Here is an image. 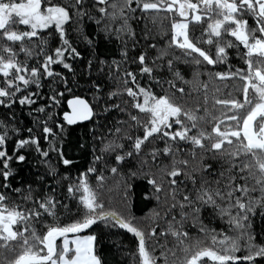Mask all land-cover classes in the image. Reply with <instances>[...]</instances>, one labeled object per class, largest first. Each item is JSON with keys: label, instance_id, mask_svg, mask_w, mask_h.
<instances>
[{"label": "snow or ice", "instance_id": "1", "mask_svg": "<svg viewBox=\"0 0 264 264\" xmlns=\"http://www.w3.org/2000/svg\"><path fill=\"white\" fill-rule=\"evenodd\" d=\"M146 14L151 16L153 24L159 22L161 28L163 20L170 21V34L159 33L161 37L169 36L167 47L159 49L150 61L151 66L146 62V51L130 58L127 51L128 41L133 49L140 43L131 22L145 19ZM249 19L253 26L249 25ZM86 20H94L98 26L103 22L109 35L112 33L106 21L121 22L115 34L118 39L127 38L122 56L129 66L121 73L120 64L113 63L125 87L105 94L102 85L94 83L95 105L76 98L70 102L73 114L64 116L69 125L95 116L103 129L102 132L93 129L94 140L99 139V150L93 147L91 165L74 180L60 175L55 181L59 184L60 180H67L68 197L78 200L77 215L68 223L60 222L58 210L70 211L69 205L50 194L56 188L45 185L50 191L37 196L34 193L38 189L32 185L27 189L12 187L13 173L7 161L13 157L7 151V144L10 133L19 137V129L11 123L15 120L14 113L0 120V161H4L0 171V249L16 253L12 259L5 255L3 264H108L97 251L98 237L79 235L94 225L118 227L135 237L138 264H207L205 258L213 264H241V261L264 264V244H257L252 232L257 208L264 219V0H0V107L12 110L18 103L27 104L31 110L41 97L42 80L46 78L59 77L67 88V78L54 71L53 65L74 72L68 61L83 57L71 39L72 31L89 46L94 44L83 33ZM193 23H206L200 37L190 38L189 25ZM17 25L25 26L24 30H19ZM225 36L234 37L247 50L246 69L233 71L230 64L228 71L216 69L218 63H227V49L236 46L231 40H223ZM53 39L58 46L49 54L46 49ZM141 39L147 48H157L155 42H149L156 37L147 25ZM201 43L214 47L215 51L202 48ZM169 49L180 50L181 55L165 59ZM20 53L25 55L24 60L18 59ZM33 57L36 64L30 66L28 60ZM129 62L139 66L138 72L130 68ZM178 62L195 65V79L204 74L202 68L207 69L210 80L238 77L243 99L231 93L230 99L214 98L213 106H221L216 115L206 106L205 92L204 113L197 115L199 109H187L174 99L177 93L185 94L177 81L189 83L181 74ZM87 66L91 73L92 60ZM97 68L100 73L105 72V61L100 60ZM154 69L164 75L154 76ZM145 74L151 81L147 87L141 86L137 78ZM202 87L207 90L208 85L202 82ZM155 88L160 92L154 91ZM62 95L63 92L51 89L48 107L54 109ZM124 96L130 99L121 102ZM35 111L45 113V107L38 106ZM101 119L105 123H99ZM49 121H53L51 113L42 120L44 139L48 136L58 139L64 126L56 124L60 130L56 132ZM27 131L32 133L33 129ZM48 144L65 167L75 163L65 157L62 145L57 147L54 141ZM26 145H35L43 157L49 155L40 149L39 140L31 137L19 138L15 151ZM197 150L201 155L199 180L193 175L197 170H189L188 159L178 158L187 152L195 159ZM206 154L220 159L226 167L216 173L211 164L203 165ZM16 159L23 162L26 157L20 154ZM165 159L169 163H164ZM49 171L57 177L55 168L50 167ZM106 173L116 181L115 188L109 187ZM89 174L96 181L95 187L89 182ZM132 178H143L151 186V194L145 199L156 200L163 209V216L159 211L154 212L153 222L144 226L136 223L135 216L113 210L104 199L105 191H115L127 207L132 196L129 182ZM187 181L191 182L190 189ZM209 210L211 218L223 221L227 232L233 235L217 232L204 223V214ZM45 217H51L53 222L45 224ZM160 220L166 227L157 233ZM36 224H42L46 231L38 233ZM189 224L201 235L193 237ZM58 239H62V244L57 245ZM242 241L245 254L241 257L236 253L242 250Z\"/></svg>", "mask_w": 264, "mask_h": 264}, {"label": "trees", "instance_id": "2", "mask_svg": "<svg viewBox=\"0 0 264 264\" xmlns=\"http://www.w3.org/2000/svg\"><path fill=\"white\" fill-rule=\"evenodd\" d=\"M56 2V0H53ZM66 2V0H65ZM196 2V0H193ZM164 14L161 13V16ZM171 16V14H169ZM177 19H180L176 16ZM109 25V32L111 35L106 34L104 30V23L101 25H97L95 21H85L83 23V33L89 36L94 44L89 46L86 40H84L76 31H72L71 39L74 45L77 47V50L81 53L83 59H74L70 60L73 65L74 72H69L64 69L62 65H54V71L59 72L62 77H66L68 81V86L65 88L64 84L61 83L60 78L57 77L55 80L53 78H46L42 80V89H41V97L37 100V103L31 106V110L29 106L26 104L24 106H20L18 103L13 105L12 110H9L4 107H0V120L5 119L6 116L10 117L12 113L15 114V120H12L11 123L17 129H19V137L9 134L10 138L7 144V151L9 155L13 157L11 161H7L9 164V168L11 169L13 175L10 177V183L12 187H20L22 189H27L29 185H32L34 189H38L34 195H39L40 192L50 191L45 185H51L53 188H56L55 193H50L55 195L57 198L62 200L64 203L69 205L70 211H60L58 210V215L60 217L61 223L71 222V219L74 215H77L76 208L78 206V200L70 199L67 194L66 185L68 183L67 180H60L59 184H56V179L60 175H67L73 180L75 177L81 173H83L90 165L93 159V147L99 150V139L94 140L93 129H97L102 132L103 129L99 128V124L97 123V118L94 116L90 123H86L83 125H77L70 127L63 119V114L67 110V103L70 99L81 97L86 99L90 104L95 105V93L93 89L94 83H99L102 85V90L105 94L111 91L123 90L125 87L123 83L117 77L115 72L116 64L121 66V73L126 65L124 63L125 57L122 56V52L125 50L124 40L127 39L123 37L122 39H118L116 36V30L120 28L121 22L117 21H106ZM145 25L147 28L151 30L152 34L156 37L154 41L157 44L156 49L147 48L146 42L141 39L142 33L145 29ZM249 25L253 26V21L249 19ZM132 28L137 33V38L140 39V43L133 49L131 45V41H128L127 51L128 57L137 56L141 51L147 52L146 62H149V66H151L150 61L153 59L159 52L160 48L167 47V41L169 39L168 35L160 36L159 33L161 31L170 34V21L168 19L163 20V28H161L160 23L157 24L152 23L151 16L146 14V18L143 20H134L131 22ZM206 27V23L202 24H190L189 25V35L190 38L200 37L203 29ZM19 30H24L22 27L17 25ZM48 31H51L48 30ZM259 35V33H257ZM206 39V37H205ZM223 40H231L233 41V48L227 49L228 52V60L227 63H218L215 67L219 71H228V65H232V70L235 69H246L247 65L245 64V53L246 49L243 48V45H240L238 41L235 40L234 37L225 36L222 37ZM58 46V43L55 39L49 42V46L46 51L49 54H53V50ZM200 46L205 48L206 50H210L212 52L215 51L214 47L207 46L206 44L201 43ZM18 50V49H17ZM181 51L177 49H169V55L165 57V59H169L172 56H180ZM18 59L24 60L25 55L20 53ZM43 59V57H40ZM254 60L258 59L257 57H253ZM92 60L93 68L91 73L88 70V61ZM100 60L105 61V72L100 73L98 71V62ZM30 66L36 64V58L28 60ZM130 63V62H129ZM178 67L183 75L184 79L189 81V83H182L181 81H177L178 87H183L185 89V94L181 95L179 93L176 94L174 99L177 103L181 104L187 109L196 110L197 115H203L204 106H205V92H207V107L214 114L219 115V109L221 106L214 105V98L220 99H230L229 93L232 96H235L239 99H243L242 93L240 89L242 88V82L239 81L238 77L227 78L221 81L219 78L209 79L207 75V69H203V75L199 77V79H195V65L185 64L183 62H178ZM211 68L212 66H208ZM130 68L136 72L139 70V66L137 64H131ZM111 69V70H110ZM154 76H163L164 73H161L154 69ZM138 81L141 86H149L151 81L149 80L147 74L144 76L138 75ZM202 82L208 85L207 90L202 87ZM135 89L134 85H128ZM34 88V86H33ZM55 89L58 92H63L62 96L58 97L59 103L55 106V108L48 107L51 103L47 99L50 94V90ZM218 89V91H217ZM154 91L160 92L159 88H155ZM249 95L252 96V90L249 89ZM124 99H130L124 96L121 99L123 102ZM38 106L45 107V113H39L35 111ZM95 110V108H94ZM53 114V121H49V125L53 127L54 131L60 132L59 128L55 127L56 124H62L64 126V131L60 133V137L55 139L52 136H48V139H44V134L42 132V120L46 117V114ZM228 115H231L229 112ZM227 122V121H226ZM99 123H105L103 119L100 120ZM233 123V122H228ZM205 127H209L205 125ZM28 128H32V133L27 131ZM195 131V130H193ZM191 134V133H190ZM36 138L39 140L40 149L42 151H48V157H43L36 150L35 145H26L21 148L19 152L15 151V145L19 138L29 139ZM48 141H54L57 147L62 145L61 150L64 152L65 157L72 159L75 163L69 167H65L62 162L58 159V155L56 152L49 150ZM187 147H191L188 145ZM23 154L26 159L23 162H18L16 156ZM178 158L188 159L189 161V170L196 169L197 171L193 172V175L199 180L200 175L202 173L199 171L201 167V155L199 150H197V155L195 159L187 152H182L181 156ZM4 161H0V171L3 170ZM164 163H169L167 159L164 160ZM203 165H212V169L219 173L223 170V162L220 159H212L210 158V154H206L202 161ZM180 166V165H178ZM55 168L57 170V177H53L50 174L49 168ZM108 177V185L111 188H115L116 181L112 180L110 174H105ZM38 177H42L43 179H38ZM178 180L180 177L177 178ZM209 179H214V177H209ZM89 182L96 186V181L91 178V174H89ZM131 184V192L132 196L130 202L127 207L122 204L119 200L118 194L115 191H105L104 199L106 203H110L111 208L113 210H117L118 212H123L125 215L135 216L136 223L141 224L142 226L152 223L153 213L159 211L161 216H163V209L160 205L157 204V201L154 199H145L146 195L151 194V186L146 183L143 178H132L130 181ZM189 189L191 188V182H186ZM210 210L208 213L204 214V223L207 224L210 228H215L217 232L225 231L228 235H233V233L227 232V226L223 223V221L219 219H212L210 216ZM177 219L179 217L177 216ZM211 219V223L209 220ZM52 218L45 217L44 223L51 224ZM160 227L157 228V233L161 231V228L166 227L163 220L159 221ZM37 232L46 231L42 224L35 225ZM188 230L190 231L193 237H197L201 235L198 232L197 228L191 227L188 225ZM252 232L255 234V242L257 244H264V219L260 216V208L256 209V216L253 219ZM89 234H94L98 237V247L97 251L108 261V264H138V252H137V240L131 234L125 232L118 227H104L103 225H94L92 228L85 230L80 233L81 236H86ZM71 236V234L69 235ZM222 237H218L220 239ZM163 239V238H161ZM169 246L172 244V238H168ZM62 243V239L58 241V245ZM151 244V241H148ZM210 245V241L207 242ZM243 241L242 250L236 253L237 256H243L245 254L243 250ZM216 247H219L217 245ZM159 249L156 250V254L159 255ZM19 249H17V253ZM5 255L9 259H12L16 253H6L5 250L0 249V264H3V260ZM178 255H182L178 253ZM207 264H213L212 261L207 260ZM241 264H244L241 261Z\"/></svg>", "mask_w": 264, "mask_h": 264}, {"label": "water", "instance_id": "3", "mask_svg": "<svg viewBox=\"0 0 264 264\" xmlns=\"http://www.w3.org/2000/svg\"><path fill=\"white\" fill-rule=\"evenodd\" d=\"M76 98H80V97H76ZM76 98H73V99H70L69 101H68V103H67V112L66 113H64L63 114V119H64V116L65 115H72L73 114V107H72V105H71V101H73V100H75ZM80 99H84V98H80ZM84 100H86V99H84ZM87 101V100H86ZM88 102V101H87ZM89 103V102H88ZM90 104V103H89ZM94 118V117H93ZM92 118V119H93ZM92 119H90V120H86V121H78L77 123H75V124H71V125H69V124H67L68 126H70V127H73V126H77V125H83V124H86V123H90L91 121H92ZM65 121V120H64ZM66 122V121H65ZM67 123V122H66Z\"/></svg>", "mask_w": 264, "mask_h": 264}, {"label": "rangeland", "instance_id": "4", "mask_svg": "<svg viewBox=\"0 0 264 264\" xmlns=\"http://www.w3.org/2000/svg\"><path fill=\"white\" fill-rule=\"evenodd\" d=\"M50 30V29H49ZM66 56H67V53L65 54ZM53 68H54V65H53ZM69 238L71 239V238H73L72 237V235L71 236H69ZM60 239H58L57 241H56V243H57V245H58V241H59ZM62 244V243H61Z\"/></svg>", "mask_w": 264, "mask_h": 264}, {"label": "flooded vegetation", "instance_id": "5", "mask_svg": "<svg viewBox=\"0 0 264 264\" xmlns=\"http://www.w3.org/2000/svg\"><path fill=\"white\" fill-rule=\"evenodd\" d=\"M14 2H20V0H14ZM18 26L22 27L23 29H24V27H25V26H22V25H18ZM66 111H67V110H66ZM66 111H65V112H66Z\"/></svg>", "mask_w": 264, "mask_h": 264}, {"label": "bare ground", "instance_id": "6", "mask_svg": "<svg viewBox=\"0 0 264 264\" xmlns=\"http://www.w3.org/2000/svg\"><path fill=\"white\" fill-rule=\"evenodd\" d=\"M80 98H81V97H80ZM72 99H73V98H72ZM66 112H67V111H66ZM66 112H65V113H66Z\"/></svg>", "mask_w": 264, "mask_h": 264}]
</instances>
